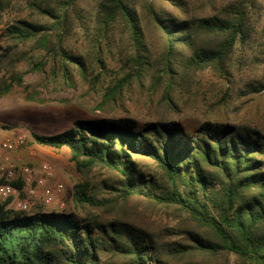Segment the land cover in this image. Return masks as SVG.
<instances>
[{"label": "trees", "instance_id": "obj_1", "mask_svg": "<svg viewBox=\"0 0 264 264\" xmlns=\"http://www.w3.org/2000/svg\"><path fill=\"white\" fill-rule=\"evenodd\" d=\"M81 0L50 2L27 0V5L43 21L19 20L4 31L6 46L0 45V98L16 87L28 91L26 74L18 67L26 63L36 73V45L61 59L54 69L66 80L78 69L88 75L84 58L63 44L72 32L70 12L81 21L77 8ZM96 14L103 27L123 25L136 47L135 56L125 62L126 74L107 87L102 110L119 104L134 83H146L153 92L161 90L169 112L144 125L129 117L78 120L54 135L32 133L43 147L67 148L77 171L89 176L96 169L109 172L114 194L97 199L88 183L74 187V201L106 214L130 212L132 201L177 208L207 231L203 237L185 229L188 245L168 247L152 233L132 221L119 218L81 221L76 214L47 212L42 207L16 210L13 198L0 203V264H172L180 254L185 264H199L198 255L235 256L243 264H264V133L259 129L218 123L190 121L174 96L191 94L195 76L208 69L229 75L231 57L253 40L255 24L241 5L229 0H209L215 9L201 17H179L161 13L153 5L148 15L166 42L157 60L146 49L145 37L135 0H95ZM183 8V0H160ZM12 0H0L2 13ZM44 64H39L42 71ZM264 91V85L253 87ZM29 101L36 94L27 93ZM170 116V117H168ZM4 129H7L4 127ZM147 158L156 165V176L148 177L140 165ZM1 179L0 183H5ZM23 189L21 177L14 183ZM211 206L216 215L211 212ZM105 259V260H104Z\"/></svg>", "mask_w": 264, "mask_h": 264}, {"label": "rangeland", "instance_id": "obj_2", "mask_svg": "<svg viewBox=\"0 0 264 264\" xmlns=\"http://www.w3.org/2000/svg\"><path fill=\"white\" fill-rule=\"evenodd\" d=\"M50 2V6H59L61 0H40ZM245 8L255 24L253 40L246 48H238L229 63V75L208 69L195 76L191 94L177 92L174 94L183 115L190 121L211 120L235 126H246L259 129L264 133V91L254 92L253 87L264 85V0H229ZM95 0H81L84 18L79 21L75 12H70L73 21L72 32L68 33L63 46L75 55L84 58L88 75L83 76L78 69L71 73L72 80L66 81L58 74L61 59L47 54L36 45V73L29 72L26 63L18 70L26 74L24 87H16L11 93L0 98V130L8 133H22L27 137V144L12 154L18 168L29 167L32 171V182L26 186L36 187L41 193L44 188L54 191L52 204H45L42 198L28 199L21 195L13 199L16 210L18 202H28L30 211L42 207L47 212L62 211L74 213L81 221H92L96 217L104 219L119 218L132 221L134 225L152 233L168 247L188 245L185 229L195 231L206 237L207 231L177 208L153 205L147 201H132L130 212H119L117 215L106 214L92 207H82L74 201V187L88 183L91 194L97 199L110 198L114 194L106 187L112 184L109 172L96 169L89 176L80 174L71 159L67 148L54 149L37 145L31 136L54 135L70 129L75 121L92 120L105 117L123 116L136 120L139 125L147 121H157L167 115L162 92H153L151 85L133 84L124 92L119 104L110 103L104 110L103 95L107 87L116 84V80L126 74L125 62L135 56L136 47L127 29L115 24L109 29L103 27L102 18L96 14ZM139 12L146 49L159 60L165 52L166 42L148 15V6L153 5L161 13H171L179 17H206L213 13L215 6L209 0H183L184 7H174L160 0H135ZM221 11V1L216 3ZM0 19V45L9 42L3 38L4 31L19 20L43 21L27 5V0H12ZM55 61L57 68L54 69ZM39 64H44L42 71ZM36 94V101H29L27 93ZM170 117V116H168ZM6 127L7 129H4ZM140 165L146 175L156 176V165L152 160L140 159ZM52 168V176H47L43 165ZM63 186L62 192L57 188ZM211 212L216 215V211ZM116 216V217H115ZM105 260V259H104ZM185 259L173 258L172 264H185ZM199 264H243L235 256L198 255L192 259Z\"/></svg>", "mask_w": 264, "mask_h": 264}, {"label": "built area", "instance_id": "obj_3", "mask_svg": "<svg viewBox=\"0 0 264 264\" xmlns=\"http://www.w3.org/2000/svg\"><path fill=\"white\" fill-rule=\"evenodd\" d=\"M27 144V137L22 133H8L0 130V180L5 179V183H0V203L8 199H18L22 194L28 199L42 198L45 204H52L54 201V191L44 188L41 193L36 190V187L26 186V183H31L33 176L29 167L21 168L20 174L22 175L25 186L23 189L15 186L14 183L18 182L20 177L18 175V168L12 158V154L19 151ZM43 170L47 176H52V168L45 164ZM63 186L57 188V192H62ZM28 202L19 201L18 208L21 210L28 209Z\"/></svg>", "mask_w": 264, "mask_h": 264}]
</instances>
